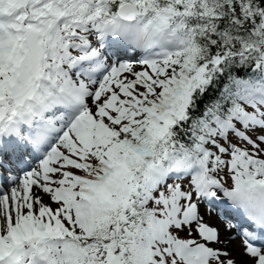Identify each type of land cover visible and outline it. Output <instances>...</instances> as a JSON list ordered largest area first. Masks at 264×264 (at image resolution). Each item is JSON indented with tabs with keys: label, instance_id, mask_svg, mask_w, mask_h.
<instances>
[{
	"label": "snow or ice",
	"instance_id": "obj_1",
	"mask_svg": "<svg viewBox=\"0 0 264 264\" xmlns=\"http://www.w3.org/2000/svg\"><path fill=\"white\" fill-rule=\"evenodd\" d=\"M0 264H264V0H0Z\"/></svg>",
	"mask_w": 264,
	"mask_h": 264
}]
</instances>
